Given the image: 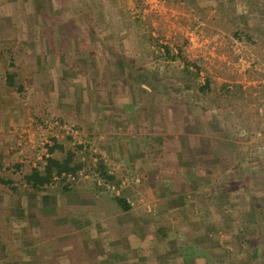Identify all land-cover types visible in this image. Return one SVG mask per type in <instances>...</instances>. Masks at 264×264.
Returning a JSON list of instances; mask_svg holds the SVG:
<instances>
[{"label":"rangeland","instance_id":"374dc122","mask_svg":"<svg viewBox=\"0 0 264 264\" xmlns=\"http://www.w3.org/2000/svg\"><path fill=\"white\" fill-rule=\"evenodd\" d=\"M219 1L197 0L198 9L180 0H0V73L15 71L23 85L13 87L23 124L0 160V179L15 188L0 184V264H246L251 251L205 216L193 192L221 177L238 185V173L262 180L263 101L248 107L263 118L254 130L239 104L193 105L190 92L165 95L163 81L146 99L128 81L155 67L161 75L167 46L180 53L171 66L194 64L199 82L264 92V0H235L236 26ZM53 140L76 150L85 171L99 155L119 188L83 170L68 192L59 181L29 191L23 174L44 165ZM122 192L129 211L113 201Z\"/></svg>","mask_w":264,"mask_h":264},{"label":"trees","instance_id":"16d2710c","mask_svg":"<svg viewBox=\"0 0 264 264\" xmlns=\"http://www.w3.org/2000/svg\"><path fill=\"white\" fill-rule=\"evenodd\" d=\"M26 1V0H23ZM185 3V5H191L195 8H198L197 0H180ZM1 4V3H0ZM199 9V8H198ZM217 11L222 12L226 21L233 26H236L239 21V15L236 11L235 0H220L219 4L216 7ZM11 18V22H12ZM136 24L137 21H134ZM246 32L248 38L252 37V34L247 33V30L243 28ZM239 33H241L239 31ZM2 47V44L0 43ZM3 48V47H2ZM1 48V49H2ZM164 51L160 54L161 58H163L165 65L163 66V72L160 75L159 68L155 67L152 71H144L138 76L139 82H135V80H130V85L138 90L140 96L148 99L152 95H158V84H162L167 88V93L165 95H177L182 94L184 91L190 92L191 96L194 98V104L196 100H202L203 102H213L215 103V107H223L228 106L235 110V107L239 104L240 106V117L243 119L244 124H253L255 125L254 130L258 129V126L262 123V116L259 114V111L255 108L253 109L254 112H250L248 110L249 105H254L255 107H259L261 104L257 101H263L264 103V92L263 89L257 91L254 87H249L250 91H245L242 89L240 85L234 84L233 86L229 85H221L219 88H212V81L207 77L204 79L203 82H199V72L196 70V66L191 63H186L181 69L173 68L171 66V62L176 61L180 58V53L173 54L171 50L167 46H163ZM149 50V49H148ZM4 50H0V54L3 53ZM11 61L8 64V67L11 68L15 65V60L17 59L14 57L16 54L10 52ZM148 56H152L155 59L158 56L155 54L153 50H151ZM14 64V65H13ZM198 69V68H197ZM17 74L15 71H11L6 73V85L8 87H15L18 93L23 91L22 83H18L17 86L15 85V80ZM132 79V78H131ZM163 81V82H162ZM144 84L148 90L142 88L140 85ZM177 84H181L178 86ZM264 87V86H262ZM252 93H259L257 96H252ZM259 95V96H258ZM224 102V103H223ZM219 104V105H218ZM264 105V104H263ZM238 106V107H239ZM204 109V106L202 107ZM249 127V125H247ZM250 128V127H249ZM77 149H81L78 147ZM47 157H43L44 165L39 168H31L28 173L23 174L21 184L24 185L32 192H44L56 181L63 183L62 190L64 192H68L72 190V185L74 181L70 180L71 178L77 179L78 175L84 170L85 175H92L95 177V181L101 180L103 184H107L110 186H114L116 189L119 188V180L116 178L115 175L110 174L107 170L106 164L103 162L99 155H96V162L91 169L89 168L88 171L86 170V164L81 161V155H77V151L69 148L66 149L63 145L58 144L55 140H53L52 145L47 147ZM59 154V156L57 155ZM1 167V164H0ZM16 170L19 171L20 165L13 166ZM10 180H3L0 179V184L5 186L11 187L14 191L15 188H12ZM95 185L97 183L95 182ZM219 188L218 184H214L212 186V193H216L215 191ZM103 189V188H98ZM212 194V195H214ZM209 199V198H208ZM113 201L115 204L122 210V211H129L131 206L128 202H126L125 193H121V195H113ZM209 202V201H208ZM202 203V202H201ZM205 209V216L209 217L212 214V208L208 207L209 203L206 204L202 203ZM211 206V203H210ZM235 207V204H231L230 207ZM24 206H21L23 210ZM229 208V210H222L218 211L221 212L220 218L223 221V232H227L232 239H234L237 246L243 251H251L250 257L246 259V264H264V234L260 232L259 234H254L248 230V228H244V224L248 223L247 220L244 219L246 214L251 215L252 211L249 210V207L245 203L241 206L240 211H235V208ZM240 206H238L239 208ZM219 209V206H218ZM22 212V211H21ZM237 212L240 214L238 216L239 220L236 221V217L232 214ZM261 214V213H260ZM259 214V216H260ZM256 216V215H253ZM255 218V217H252ZM259 220L258 217H256ZM209 220V219H208ZM236 221V222H235ZM233 222V223H232ZM243 227H241V226ZM23 229L26 225H23ZM225 228V229H224ZM22 229V230H23ZM176 233L177 232H173ZM241 233V234H240ZM179 235V234H178ZM259 236V238H257ZM169 240H172L170 236ZM248 237V238H247ZM257 239V242L252 245L249 239L254 238ZM177 238L182 239L181 236H177Z\"/></svg>","mask_w":264,"mask_h":264},{"label":"crops","instance_id":"0c3cea01","mask_svg":"<svg viewBox=\"0 0 264 264\" xmlns=\"http://www.w3.org/2000/svg\"><path fill=\"white\" fill-rule=\"evenodd\" d=\"M28 61L31 62L30 60ZM4 78L0 73V160H1V156L5 154L6 150L8 149V146L10 148L11 144H6L7 141H10V137H13L14 133L23 124V119L20 118L21 115L20 107H19L20 104L15 100L17 95L13 90V87H7L5 85ZM261 131L262 133L258 132L259 134H256L258 137L264 135V131L263 130ZM259 150L264 151V143L260 145ZM235 164H238V170L241 169L239 168L240 167L239 162H236ZM260 164H264V161H262ZM177 165L178 164H175V167H177ZM180 165L181 164H179V166ZM258 167L259 164L257 167L255 165L254 168L252 169L256 170L257 172L259 171ZM248 169L251 170V168ZM239 175L241 174L238 173V176L235 181L238 182L239 186L241 184H245L247 188L244 186H241V188H239L238 185L230 186L231 180H229L228 178L226 179L223 177L219 179L215 178L216 180L214 181L211 180L210 182L204 181L199 183V186L198 187L196 186V190L193 192L195 194V198L200 202L201 205H203L202 203L207 201L211 202L213 220L217 226H223V222L220 219L221 212L218 211H222L224 209L229 210V208L232 207V206L230 207V205L235 204V207L232 208H235L234 210L238 212L241 210V206L246 203L247 206L249 207V210L252 211L251 215L250 213L248 214L249 216L248 226H247L248 230L254 234L257 233L259 234L260 232L264 234V176L263 178H261L262 180L259 179L254 180L256 177L251 178V176H249V178L247 177L248 180L246 181V179L243 178L239 179L238 178ZM214 184L219 185V188L215 191L216 192L215 194L211 192L212 191L211 188ZM180 187H183V184H181ZM175 190L176 189H174V191ZM175 192H177V190ZM176 196L177 198L181 197V195H179L178 193ZM181 199L183 198L181 197ZM238 206L240 207L238 208ZM180 208L184 209L185 208L184 204ZM175 210H180V209L177 208ZM237 212H235V214L232 213L236 218H238V216L240 215L238 214L239 212L238 213ZM256 217H258L259 220H257ZM257 238H259V236ZM256 242L257 239H255L254 237L253 243Z\"/></svg>","mask_w":264,"mask_h":264}]
</instances>
